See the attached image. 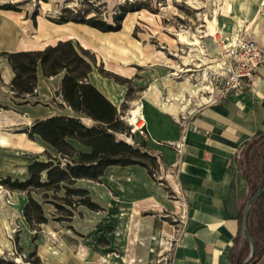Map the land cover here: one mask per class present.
<instances>
[{
  "label": "rangeland",
  "instance_id": "1",
  "mask_svg": "<svg viewBox=\"0 0 264 264\" xmlns=\"http://www.w3.org/2000/svg\"><path fill=\"white\" fill-rule=\"evenodd\" d=\"M0 4L14 7H0L3 19L29 18L34 28L31 25L30 29L23 28V32L32 38L38 37L39 20L57 23L51 17L65 6L86 9L85 14H96L107 21H112L113 12L121 6L132 8L126 12L123 29L121 26L118 32H87L96 47L107 54L106 63L88 48L95 57L89 80L110 99L112 94L121 99L115 103L132 136L119 133L118 138L126 141L128 138L135 146L146 142L142 150L154 156L142 157L148 166L132 163L140 166L137 178L131 179L122 170V166L131 164H111L98 179L80 178L71 184L88 188L99 209L82 203L67 204L64 196L71 199L78 196L67 195L63 183L29 191L0 183V264H171V249L186 218L184 195L173 187L179 155L175 145L150 137L146 117L137 121L141 126L132 129L128 121L130 111L140 102L146 115L153 100L162 101L178 115L187 108L182 103L189 102L187 111L196 109L223 44L231 35H241L257 9L264 12V5L254 4L248 17L240 15L242 10L234 2L233 8L228 6V0H0ZM240 17L239 30L229 34L227 24ZM5 60L0 56V112L4 120L0 123V136L10 137L13 143L0 147V178L10 175L25 179L31 160L59 155L41 137L29 138L27 133L33 140L29 143L33 150L26 149L19 139L22 129L18 126L23 124H13L25 121L29 127L36 118L28 119L30 116L17 113L35 116L49 107L55 109L54 113L72 110L59 94L60 74L39 76L33 94L15 96ZM118 63L127 67L122 69L123 74L106 67L116 68ZM206 71L208 79L204 81ZM71 141L77 148L88 149L76 140ZM45 148L48 155L43 151ZM64 160L61 159L62 164ZM41 177L45 179V173ZM29 195L41 202L45 222L29 221L24 215ZM139 199L152 201L141 205ZM56 204L71 208L72 216L68 217V211Z\"/></svg>",
  "mask_w": 264,
  "mask_h": 264
},
{
  "label": "crops",
  "instance_id": "2",
  "mask_svg": "<svg viewBox=\"0 0 264 264\" xmlns=\"http://www.w3.org/2000/svg\"><path fill=\"white\" fill-rule=\"evenodd\" d=\"M233 2L241 8L240 15L248 17L253 12L254 4L255 7L264 5V0H228V6L233 8ZM248 20L250 21L242 34L264 44V12L260 13L257 9L252 19ZM31 25L26 16L20 21L7 20V18L3 19V14L0 12V51L40 49L56 43L59 39L71 38L83 47L96 51L97 55L106 62V52L98 49L87 33L95 34L97 31L102 33L95 27L74 21L52 23L39 20L38 37L32 38L23 32V28L30 29ZM240 25H242L241 17L228 23L227 29L231 30L229 34H236L235 31L239 30ZM32 27L34 28L33 25ZM235 36L231 35L230 38ZM125 56L130 57L128 53ZM5 64L7 78L10 79L13 72L7 59ZM106 67L121 74H123L122 69L127 68L120 63L116 66L117 69ZM39 76L43 75L39 74ZM111 97L113 100L108 98L114 104L115 101L121 100L116 99L113 94ZM185 104L187 108L181 110L178 115L170 109L172 107L168 109L162 101L153 100V104L147 109V116L143 112L139 116V121L145 117L148 120L152 139L171 144L184 142V153L177 162V181L173 180V187L184 195L186 218L171 249V264H232L231 248L242 226L243 212L250 199V183L242 170L240 154L242 148L254 135L264 131V64L259 68L252 85L243 92L230 93L219 101L200 103L196 109L193 107L189 111H187L190 108L189 102L182 103L183 106ZM136 105L142 106L139 102L132 107ZM54 110L49 107L48 110L44 109L35 116L10 111L34 119L53 114ZM15 120H18V117H15ZM82 120L87 124L92 121L87 116H83ZM3 121L0 112V123ZM21 123L23 125L18 126L22 129L19 139L26 149L33 150L32 144H29L33 140L23 131V128L28 127L29 124L20 121L13 125ZM0 140L6 141L5 144L0 142V147L11 146L13 143L10 137L0 136ZM127 140L130 142L128 138ZM254 154L258 171L263 177L264 145L259 146ZM114 167L120 166L114 165ZM107 169L108 167L105 172ZM139 169L140 166L136 164L122 166V170L127 172L131 179L137 178ZM139 200L141 205L152 201ZM154 201L158 202L157 198H154ZM176 202L178 203L179 200ZM250 264H264V253Z\"/></svg>",
  "mask_w": 264,
  "mask_h": 264
},
{
  "label": "trees",
  "instance_id": "3",
  "mask_svg": "<svg viewBox=\"0 0 264 264\" xmlns=\"http://www.w3.org/2000/svg\"><path fill=\"white\" fill-rule=\"evenodd\" d=\"M1 8L14 9L11 4H0ZM132 8L121 6L112 14V21L104 20L96 14L87 15L86 9L65 6L59 13L51 17L57 23L74 21L86 23L101 31H116L122 26V20L127 11ZM0 56L7 59L13 71L11 88L15 96L25 97L33 94L39 74L49 77L60 74L59 94L72 113H54L43 118H36L33 123L23 128L29 138L34 135L41 137L51 145L59 156L48 155L47 158H35L27 165L28 177L12 178L10 175L0 178V183L11 188L30 190L43 188L51 184H62L67 195L76 194V199L63 197L69 205L82 203L92 209L100 206L92 200L89 189L83 186H71L77 179H98L107 166L111 164L138 163L148 166L142 157H154L141 146L133 145L125 139H119L118 134L132 133L125 127L121 112L96 85L89 80L95 57L88 48L83 47L71 38L59 39L54 44H48L40 49L1 50ZM83 116L89 117L94 124H87ZM76 140L88 149L77 148L71 141ZM264 145V131L254 135L242 148L240 163L242 170L250 183V198L264 183L258 171L254 151ZM64 158V164L61 159ZM57 159V161H55ZM45 173V179L41 174ZM56 206L63 208L61 204ZM68 211L71 217L73 210ZM24 215L27 220L45 222L41 202L29 195L24 205ZM32 211L35 217H32ZM248 228L255 240L256 252L248 264L256 261L264 253V193L252 206L248 216ZM250 241L244 235L242 226L231 248L232 264H242L249 255Z\"/></svg>",
  "mask_w": 264,
  "mask_h": 264
},
{
  "label": "built area",
  "instance_id": "4",
  "mask_svg": "<svg viewBox=\"0 0 264 264\" xmlns=\"http://www.w3.org/2000/svg\"><path fill=\"white\" fill-rule=\"evenodd\" d=\"M264 64V44L254 38L237 34L222 46L219 61L212 71L211 79L204 90L209 103L219 101L230 93H240L250 87L259 68ZM210 91V92H208ZM201 103V104H202ZM179 158L184 153V142L173 143ZM179 160V159H178Z\"/></svg>",
  "mask_w": 264,
  "mask_h": 264
},
{
  "label": "water",
  "instance_id": "5",
  "mask_svg": "<svg viewBox=\"0 0 264 264\" xmlns=\"http://www.w3.org/2000/svg\"><path fill=\"white\" fill-rule=\"evenodd\" d=\"M264 193V183L261 185V187L258 188V190L253 194V196L249 199L248 203L245 206L244 212H243V220H242V230L245 234V236L250 241L251 247H250V253L247 258H245L242 262V264H248L249 261L252 259L256 252V244L255 240L248 228V216L249 212L254 205V203L257 201V199Z\"/></svg>",
  "mask_w": 264,
  "mask_h": 264
},
{
  "label": "bare ground",
  "instance_id": "6",
  "mask_svg": "<svg viewBox=\"0 0 264 264\" xmlns=\"http://www.w3.org/2000/svg\"><path fill=\"white\" fill-rule=\"evenodd\" d=\"M204 74V81H206L208 79V74H207V71L203 73ZM207 86H210V90H212V86L211 85H205V88L207 89ZM205 92V91H204ZM210 92V91H208ZM209 95H206L205 93H203V95L199 98L200 100V103H202L203 101H208L209 100ZM142 113V110H141V106H137L135 108H133L131 111H130V114H129V117H128V121L131 123V125L133 126L132 129L134 128H138L139 126H141L138 122L140 120V117L138 118V116H140ZM137 118H138V122H137ZM129 123V124H130ZM0 142L2 144H5L6 141L5 140H0Z\"/></svg>",
  "mask_w": 264,
  "mask_h": 264
}]
</instances>
